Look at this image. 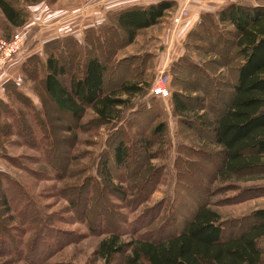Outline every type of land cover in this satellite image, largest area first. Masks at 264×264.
Segmentation results:
<instances>
[{
	"label": "rangeland",
	"instance_id": "374dc122",
	"mask_svg": "<svg viewBox=\"0 0 264 264\" xmlns=\"http://www.w3.org/2000/svg\"><path fill=\"white\" fill-rule=\"evenodd\" d=\"M126 1L42 0L26 5L27 19L21 27L10 26L0 12V40L17 32L23 35L20 50L8 60L0 59V264H104L97 248L110 228L117 230L122 240L137 235L163 236L172 231L170 223L180 224L183 202L186 215L193 200L215 210L225 234L264 207V171L227 180L216 177L219 154L207 132L197 128L205 141L199 142L194 127L173 113L172 94L180 87V92L189 96L190 107L200 114L222 110L220 102L227 98L228 89L221 94L223 86L207 83L209 77L203 71L210 70L216 83L219 79L230 84L235 78V50L225 43L226 33L202 32L201 28L199 33L189 31L181 44L182 57H187L181 60L176 55L179 51L173 54L164 42L168 33L175 44L172 19L176 3L172 1L165 16L140 29L129 43L116 28L114 15L143 5ZM190 1L183 6L188 9ZM198 46L203 48L198 50ZM207 49L216 53L205 55ZM94 53L106 64L107 92L129 75L149 83L145 94L133 98L122 108L119 119L109 124L98 122L90 109L78 120L58 111L42 89L44 68L36 65L53 56L78 76L81 61ZM218 53L224 56L221 63L227 60L230 64L224 71H218L220 63H213ZM159 56L173 62L165 65ZM198 61L206 66L197 67L194 63ZM162 75L169 78V98L150 93L153 82ZM18 92L26 98L24 105L16 99ZM205 93L210 102L201 105L202 111L198 97ZM159 124L164 128L160 137L152 133ZM140 134L151 142L148 153L154 157L149 160L147 151L145 154L140 148ZM116 139L130 145L128 167L118 168L112 161ZM104 160L113 185L123 187V197L98 173ZM7 198L10 204L6 205L12 209L8 214ZM31 209L41 220L35 229L22 222L21 215L25 211L30 215ZM10 215L14 216L12 223ZM260 245L264 253V239ZM122 258L114 255L110 264H122Z\"/></svg>",
	"mask_w": 264,
	"mask_h": 264
},
{
	"label": "trees",
	"instance_id": "16d2710c",
	"mask_svg": "<svg viewBox=\"0 0 264 264\" xmlns=\"http://www.w3.org/2000/svg\"><path fill=\"white\" fill-rule=\"evenodd\" d=\"M41 1L0 0V12L10 26L21 27L27 19L26 5ZM256 1L257 3H230L213 15H202L200 23L191 30V33H199L201 28L202 32L215 31L218 35L225 32L224 35L230 38H226L225 43L235 50V78L229 81L230 84L219 79L216 83L210 70L203 71L209 77L208 79L204 76L209 80L207 83L223 87L226 85L224 89H220L221 94L228 89L227 98L223 97L224 101L220 102L222 110L212 115L208 112L200 114L197 109L190 107L189 96L180 92L181 87L172 94L174 115L183 119L181 121L187 126L194 127L193 132L199 142L205 141L197 128L207 132L219 154L220 165L215 171V176L223 180L240 178V175L246 172L264 171V2ZM172 7V1H159L143 7H127L114 15L115 26L124 32L127 41L131 43L140 29L155 25ZM205 19H208V23ZM185 48L189 50L188 43ZM202 48L198 46V50ZM213 53L216 51L210 50L205 55ZM217 56L219 58L213 59V63H220L218 71L222 68L224 71L230 64L225 63L227 60L221 63L220 59L224 56L220 53ZM186 57L184 55L181 60ZM203 63L206 62L198 61L194 64L197 67L206 66ZM37 64L44 68L41 84L48 99L58 111L77 120L90 109L98 122L112 123L119 119L122 108L127 107L133 98L145 94L143 91L149 85L148 80L141 77L130 78L129 75L117 88L107 92V67L99 54L95 53L87 55L81 61L78 76L69 73L65 62L53 56H48L44 62L37 61ZM65 77L67 79L63 81L61 78ZM20 94L16 99L24 105L26 98ZM202 95L203 97H198V102L200 110L204 111L202 106L205 101L207 105L210 101L206 93ZM162 127L163 124L156 125L152 133L160 137L164 131ZM139 142L141 150L144 153L147 151L146 158H153L154 156L148 153L150 140L140 134ZM130 149V145L124 140L116 139L111 156L116 167H128ZM107 162L104 160L100 163L98 173L113 187L116 194L123 197L124 189L122 186L113 185ZM148 175L149 173L145 175L147 179ZM6 191L8 195V188ZM22 196L25 197V194L22 193ZM4 203L6 213H12V209L6 205L10 204V199ZM193 205L186 215V204H181L178 215L182 219L180 224L170 223L172 231L163 236L137 235L122 240L120 233L110 228L108 235L98 243V257L104 264H110L114 255L123 256L122 264H264V253L260 245V241L264 239V207L254 210L243 225L225 234L221 217L215 210L194 200ZM31 210L30 215L28 211L21 215L22 222L33 225L35 229V223L41 224V220L33 212L34 209ZM9 217L12 223L14 216Z\"/></svg>",
	"mask_w": 264,
	"mask_h": 264
},
{
	"label": "crops",
	"instance_id": "0c3cea01",
	"mask_svg": "<svg viewBox=\"0 0 264 264\" xmlns=\"http://www.w3.org/2000/svg\"><path fill=\"white\" fill-rule=\"evenodd\" d=\"M174 1L177 5L176 10L181 8L185 3H187L188 0H169ZM241 0H191L188 6L189 14L182 18L181 23L178 25L176 30V38H175V44H171V39L169 38V34L166 33L165 37V43H167V49L172 50L173 54L177 53L176 51H179V54H176L178 58L182 57V42L186 38L189 31L196 28V26L201 21L202 15H213L217 10L225 7L226 5L230 3H236ZM127 3H138L137 5H149L152 3L158 2L157 0H127ZM123 2V3H126ZM254 3H257L256 0H253ZM258 2H264V0H260ZM188 5V4H187ZM169 25V24H168ZM153 26V25H152ZM151 27V26H150ZM168 27V26H167ZM162 56H159V59L161 62L164 61V58ZM175 59V58H174ZM177 59V58H176ZM169 61V62H168ZM170 62H173V60H169L167 57V61H164V64L167 65Z\"/></svg>",
	"mask_w": 264,
	"mask_h": 264
},
{
	"label": "built area",
	"instance_id": "2783aa9c",
	"mask_svg": "<svg viewBox=\"0 0 264 264\" xmlns=\"http://www.w3.org/2000/svg\"><path fill=\"white\" fill-rule=\"evenodd\" d=\"M189 14V10L186 6H182L179 8L172 19V30L176 31L178 25L181 23L182 18ZM7 43L12 42L9 46ZM23 42V35L20 33H15L11 36L10 39L7 40H0V59L1 60H8L14 54H16L22 45ZM150 93L153 96L160 97V98H169L171 96V88L169 78L167 76H160L157 80H155L150 88Z\"/></svg>",
	"mask_w": 264,
	"mask_h": 264
}]
</instances>
